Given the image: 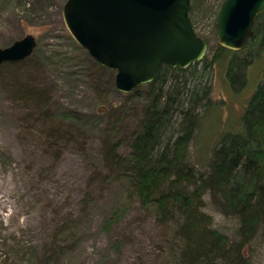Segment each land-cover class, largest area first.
Masks as SVG:
<instances>
[{"label":"rangeland","instance_id":"1","mask_svg":"<svg viewBox=\"0 0 264 264\" xmlns=\"http://www.w3.org/2000/svg\"><path fill=\"white\" fill-rule=\"evenodd\" d=\"M64 1L0 0V48L26 34L33 36L30 61L38 68L33 85L50 97L44 111L32 110L12 93L8 76L0 70V264H47L39 261L45 252L55 257L52 264H162L171 225H160L138 202L117 223L103 228L104 217L122 193L100 170L97 122L104 118L96 114L98 100L89 76L97 69L62 22ZM221 1L189 0L187 15L207 41V57L217 44L214 19ZM228 56L224 52V59L210 69L202 71L198 65L194 73L185 74V87L210 86L211 106L200 114L186 148L187 160L198 170L224 132L240 129V116L262 76L264 60L259 57L245 69L243 86L230 88L223 64ZM103 80L107 98L121 101L107 75ZM69 110L86 119L84 138L53 144L55 128L79 124L59 120L58 114ZM204 201L211 226L231 237L236 221L215 211L208 197ZM69 227H74L73 238L66 234ZM115 241L118 248L112 246ZM13 242L19 249L15 255L9 248Z\"/></svg>","mask_w":264,"mask_h":264},{"label":"trees","instance_id":"2","mask_svg":"<svg viewBox=\"0 0 264 264\" xmlns=\"http://www.w3.org/2000/svg\"><path fill=\"white\" fill-rule=\"evenodd\" d=\"M251 30L237 51L216 44L210 57L204 55L183 69L160 65L151 82L129 93L118 92L119 102L109 100L104 89L103 77L107 75L112 85L113 71L88 57L97 69L94 76L89 75L98 100L95 111L104 118L97 122L100 170L103 179L120 187L122 193L104 217L103 228L117 223L131 203L138 202L153 212L160 225H171L162 264H264V68L240 116V129L224 132L215 141L202 169L186 158L187 145L200 114L210 108L211 98L207 84L185 87V74L194 73L198 65L202 71L210 69L226 52L224 76L230 88L240 89L251 61L264 60V11ZM34 50L20 61L1 63L0 70L8 76L13 94L30 103L32 110L44 111L50 97L33 85L32 74L38 70L37 63L34 66L30 61ZM235 80H239L237 85ZM58 118L79 124L55 128L53 144L84 138L87 121L78 119L76 111L60 113ZM204 197L212 200L215 211L236 221L231 237L211 226ZM74 233V227L67 229L68 236L73 238ZM13 244L9 248L15 255L19 249ZM112 246L118 248L119 243ZM39 261L52 264L55 257L45 252Z\"/></svg>","mask_w":264,"mask_h":264},{"label":"water","instance_id":"3","mask_svg":"<svg viewBox=\"0 0 264 264\" xmlns=\"http://www.w3.org/2000/svg\"><path fill=\"white\" fill-rule=\"evenodd\" d=\"M189 0H65L62 22L73 41L113 71L116 91L153 80L160 65L183 69L202 59L207 43L188 18ZM264 0H222L214 19L217 44L237 51L251 35ZM26 34L0 48V64L20 61L35 46Z\"/></svg>","mask_w":264,"mask_h":264}]
</instances>
